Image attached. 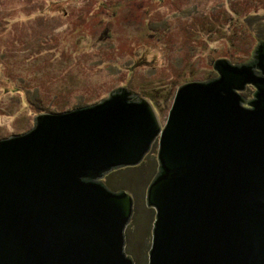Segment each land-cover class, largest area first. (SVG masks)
<instances>
[{"label": "water", "instance_id": "1", "mask_svg": "<svg viewBox=\"0 0 264 264\" xmlns=\"http://www.w3.org/2000/svg\"><path fill=\"white\" fill-rule=\"evenodd\" d=\"M212 68L179 84L163 125L119 86L0 138V264H136L124 236L135 198L102 178L156 137L147 264H264V39Z\"/></svg>", "mask_w": 264, "mask_h": 264}, {"label": "rangeland", "instance_id": "2", "mask_svg": "<svg viewBox=\"0 0 264 264\" xmlns=\"http://www.w3.org/2000/svg\"><path fill=\"white\" fill-rule=\"evenodd\" d=\"M257 39L264 0H0V138L119 86L148 99L163 125L179 84L216 76V58L248 59ZM157 150L156 137L138 164L102 178L135 198L124 236L136 264L148 262Z\"/></svg>", "mask_w": 264, "mask_h": 264}]
</instances>
